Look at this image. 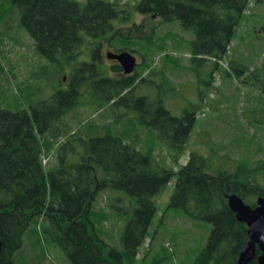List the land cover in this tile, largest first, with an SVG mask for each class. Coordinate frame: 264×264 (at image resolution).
I'll return each mask as SVG.
<instances>
[{
    "label": "trees",
    "instance_id": "obj_1",
    "mask_svg": "<svg viewBox=\"0 0 264 264\" xmlns=\"http://www.w3.org/2000/svg\"><path fill=\"white\" fill-rule=\"evenodd\" d=\"M248 1L140 0L136 7L163 22L178 21L182 30L191 31L192 60L221 59ZM117 6L118 0L0 1V9L18 10V26L33 40L36 54L49 62L41 75L57 85L49 96L30 103L29 110H11L0 103V264H17L14 255L24 237L35 245L42 241L59 248L69 264H132L156 212L153 196L173 174L177 177L168 206L211 224L193 264H237L247 226L229 209L226 194L236 193L250 205L264 195V159L238 163L231 172L209 174L206 159L191 152L174 172L154 169L151 150L141 152L133 142H126L130 136L123 132L90 123L86 131L70 133L65 116L83 104L86 92L95 110L122 104L139 111L140 122L163 136L175 160L184 151L194 114L176 117L160 103L153 106L150 98L134 92V77L108 76L96 58H83L96 56L95 40L103 35L117 51L137 45L136 40L114 33ZM67 65L70 80L65 88L62 72ZM121 70L118 64L112 67L113 72ZM260 88L264 91V86ZM133 121L127 116L125 129L134 126ZM58 135L65 139L55 149L57 164L46 169L43 159L53 152ZM107 189L124 191L136 205L121 232L120 247L102 237L108 216L93 209L98 194ZM250 264H256V259Z\"/></svg>",
    "mask_w": 264,
    "mask_h": 264
},
{
    "label": "rangeland",
    "instance_id": "obj_2",
    "mask_svg": "<svg viewBox=\"0 0 264 264\" xmlns=\"http://www.w3.org/2000/svg\"><path fill=\"white\" fill-rule=\"evenodd\" d=\"M139 1L118 0V17L113 23L125 37L137 41L127 49L139 62L132 85L136 95L147 96L153 106L160 103L176 117L194 114L184 151L175 160L163 136L140 122L139 111H130L122 104L95 110L86 92L81 98L83 104L65 116L70 133L86 131L90 123L123 132L130 136L126 142H133L141 152L151 150L154 169L164 167L174 172L187 162L191 152L206 159L205 172L209 174L231 172L238 163L264 159V91L260 88L264 86V0L248 1L221 59L202 56L200 60L191 59V31L182 30L178 21L163 22L152 13L140 11L136 7ZM18 18L17 9L1 7L0 103L11 110H29L30 103L46 98L57 85L41 75L49 62L36 54L33 40L18 26ZM107 64H102L106 75L118 77L108 71ZM69 69L67 65L62 72L66 75L62 82L65 88ZM127 116L135 124L125 129ZM56 139L53 152L43 159L46 169L57 164L55 149L65 137L58 135ZM176 177L173 174L153 196L156 212L132 264H193L206 244L211 224L168 206ZM135 206L134 197L124 191L107 189L98 194L93 209L108 216L102 227L108 244L120 247L121 232ZM14 256L17 264H69L59 248L42 241L35 245L29 237H24Z\"/></svg>",
    "mask_w": 264,
    "mask_h": 264
},
{
    "label": "water",
    "instance_id": "obj_3",
    "mask_svg": "<svg viewBox=\"0 0 264 264\" xmlns=\"http://www.w3.org/2000/svg\"><path fill=\"white\" fill-rule=\"evenodd\" d=\"M111 57L120 63L124 73L133 72L136 59L129 51L112 53ZM226 200L235 218L247 226V237L238 255L237 264H250L253 259H256V264H264V195L257 196L253 205L246 203L236 193L226 194ZM257 249L259 254L256 256Z\"/></svg>",
    "mask_w": 264,
    "mask_h": 264
},
{
    "label": "flooded vegetation",
    "instance_id": "obj_4",
    "mask_svg": "<svg viewBox=\"0 0 264 264\" xmlns=\"http://www.w3.org/2000/svg\"><path fill=\"white\" fill-rule=\"evenodd\" d=\"M113 30H114V33H117L119 35H122V32H119L117 27L115 25H113ZM113 33V32H112ZM112 33L110 35H112ZM125 37V36H124ZM95 43L97 45V54L96 56H83V58L87 61H91L93 60L94 58H96V61L98 63H101L102 64H105V63H108L107 64V68H108V71L111 72V74H115V75H118L119 78H123V77H133L135 74H136V67L134 68L133 72L129 73V74H126L123 72V69L121 71H118V72H113L112 71V67L116 64H118L120 67L121 65L118 63L117 60H115L114 58L111 57V54L112 53H119L121 51H117L114 47H112L110 45V42H108V37L107 35H103V37L101 38V40L97 41L95 40ZM125 51V50H124ZM128 51V50H127ZM131 52V51H129ZM85 53H90L88 50L85 51ZM132 53V52H131ZM133 54V53H132ZM135 56V55H134ZM135 59H136V66L139 64V62L137 61V58L135 56ZM105 65H102V70L104 71V67ZM122 68V67H121ZM104 73L106 74V72L104 71ZM113 77V76H112ZM116 77V78H118Z\"/></svg>",
    "mask_w": 264,
    "mask_h": 264
}]
</instances>
